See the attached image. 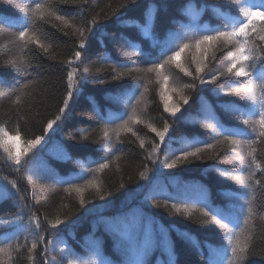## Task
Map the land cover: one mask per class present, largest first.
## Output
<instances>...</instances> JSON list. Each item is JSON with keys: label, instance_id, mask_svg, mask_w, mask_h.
Returning <instances> with one entry per match:
<instances>
[{"label": "trees", "instance_id": "trees-1", "mask_svg": "<svg viewBox=\"0 0 264 264\" xmlns=\"http://www.w3.org/2000/svg\"><path fill=\"white\" fill-rule=\"evenodd\" d=\"M54 5L71 19L73 27L66 28L54 19L51 23H55L57 28H52L51 24L43 25L53 44L51 55L55 59H48L39 50L26 57L32 61L30 71L34 75L39 74V84L32 90L35 99L30 110L25 113L26 120H19L15 109L9 104V93L16 80L22 77L18 76L14 67L2 66L5 59L17 54V50L4 42L11 39V33L18 27L15 21L22 16V10L33 6V0H0V78L4 80L0 84V123L10 133H14L19 123L22 139L42 135L46 122L59 113L66 94L65 81L69 70L66 61L72 58L81 39L76 29L84 28L87 36L86 47L79 49L82 56L77 62L85 81L82 83V92L74 96L58 127L54 126L55 134L49 132L45 141L29 153L26 159H30L31 163L20 173L13 171L6 154L0 149V181L4 176L15 179L29 205L25 213L30 215L35 211L40 217L45 242L50 241L48 264H69L70 259L72 264H76L74 258L66 255L65 245L79 257L87 259L89 246L94 240L102 242L108 258L119 261L121 256L115 250L116 238L110 232L109 225L125 220L135 221L142 237L146 235L149 238L154 248L147 257L149 264H168L170 249H174L177 264H207L209 248L226 245L222 230L214 224L204 223V218L198 213L192 219L175 213L171 204L184 202L185 206L194 208L200 196L208 193L215 205L239 207L242 201L231 193L246 190L236 181L221 176L220 170L239 169L240 165L237 161H231V152L219 151V147L203 153L202 160L190 158L187 162L178 163L173 169L163 168L162 164L166 157L173 158L175 151L185 148L186 141L212 140L211 130L200 119V110L205 101L226 127L247 129L243 118L226 112L223 105L231 101L246 108L249 102L238 96H226L223 92L217 96L212 91L220 88L226 80L242 81L246 77H223L215 84L200 85L199 81H193L173 68L172 71L183 83H195L197 87L195 91L184 89V94L190 97L189 103L182 104L176 117H171L163 111L159 97L160 85L155 75L151 74L145 115L159 129L163 128L165 120L169 122L165 142L160 144L159 137L144 125L134 126L145 140L144 148L139 146V141L131 133H122L121 138L125 142L118 145L122 149L118 153L119 171L116 163H113L103 173H96L100 192L95 187L86 188L83 192L84 206L80 205L76 192L69 194L63 191L67 185L60 181H79L81 175L92 178L93 174L84 173L83 167L111 155L101 149L102 140L97 142L99 130L105 120L114 119L127 109L124 103H117L110 97L130 91L129 86L137 83L138 75L133 72L122 79L112 80L114 73L111 66L146 67L148 60L156 54L153 41L144 37L133 21L143 24L150 11L155 16V38L163 39L173 31H183L189 25V9L200 11L199 22L202 25L222 28L223 14L239 15V5L229 0H88L87 4L78 5H65L54 0ZM93 19L96 20L93 34H88L87 29ZM141 52L144 55L139 54ZM223 55V52L216 53L218 58ZM186 56L190 60V53H185L180 57V62H184ZM220 63L219 59L213 61L210 68H219ZM97 68L101 70L97 72ZM190 70L194 72L195 66L190 65ZM101 80L104 82L101 83ZM178 100V96L173 93L169 103ZM139 107H144V104ZM9 112L10 116L4 115ZM85 136L88 139H84ZM153 143L160 144L154 154L155 163L147 159ZM216 151H219V155H216ZM209 156L212 158L209 159ZM142 171L146 172L147 177L143 180L139 175ZM29 173L35 174L31 185L27 182ZM222 190L224 194H221ZM100 194L105 195L104 200L99 199ZM166 202L167 207L164 206ZM257 203L262 206L257 208L258 213L264 211V190L258 193ZM20 209L18 198L0 201V219L15 218ZM27 215L23 225L28 224ZM57 216L65 223L57 229L48 228L44 218L51 220ZM257 224H260L259 220ZM16 232L20 233V244H24L25 236L29 240L33 238L22 228L0 226V242L5 235ZM189 235L191 239L187 238ZM257 237L254 245L256 254L250 256L245 264H264V227L258 229ZM193 240H198L199 247L194 246ZM41 250L42 246L37 248L34 264H43ZM28 255L25 249H21L19 254H14L12 264H33Z\"/></svg>", "mask_w": 264, "mask_h": 264}, {"label": "snow or ice", "instance_id": "snow-or-ice-1", "mask_svg": "<svg viewBox=\"0 0 264 264\" xmlns=\"http://www.w3.org/2000/svg\"><path fill=\"white\" fill-rule=\"evenodd\" d=\"M61 4H87L88 0H59ZM229 2L239 5V15L223 14L224 26L222 28H209L199 22L201 15L199 10L189 9L190 23L181 32L173 31L163 39H156L154 35L155 16L150 11L145 16L143 24L133 21L140 29L142 35L153 41V48L156 54L148 60L146 67L133 68L127 65L114 66L112 80L122 79L133 72L137 83L129 86L130 91L122 92L114 97H110L117 103H124L126 111L114 119L105 120L100 128V135L97 142L103 141L101 149L111 153L99 160L83 167L84 173H92V178L81 175L79 181H63L61 184L67 186L63 188L65 193L76 192L79 195V203L84 206L85 200L83 192L86 188L95 187L100 192V185L96 182V173H103L116 163L119 171L118 161L122 151L118 145L125 141L121 138L122 133H131L139 141L141 148L145 147V140L141 138L135 130V125H144L150 132L159 137L160 144L165 142V136L169 132L170 124L165 120L163 128L159 129L146 118L147 97L149 91L148 84L151 83V74L156 77V82L160 85L159 97L163 104V111L171 117H176L181 111L182 104L187 105L190 97L184 94V89L196 90L195 83H183L172 71L178 69L186 77H191L193 81H199L200 85H212L220 81L223 77H246L244 80L225 81L218 89H213L215 95L219 96L223 92L226 96H238L242 100L249 102L246 108H241L234 102L228 101L223 105L225 111L243 118V123L247 129L226 127L220 122L211 111L207 102L203 103L200 119L205 127L211 130L213 138L211 141L193 139L186 141V147L175 151L173 158L164 160L162 167L173 169L178 163L187 162L190 158L202 160L203 153L214 151L219 147V151L227 150L232 153L231 161H237L239 169L220 170V175L236 181L245 192L231 193L232 196L242 201L239 207L235 205H215L211 201L210 195L204 193L196 201V206L190 208L184 202H174L172 209L177 214H183L192 219L198 213L203 217L204 223H211L222 230L225 246L209 248L207 264H245L248 258L255 255L254 245L257 240V232L260 227H264V211L258 213V193L264 190V0H229ZM59 21L66 28L73 27L71 19L54 5V0H33V6L22 10V16L15 23L18 27L11 33V39L6 40V45H12L17 50V54L9 56L3 61V67H14L18 76L15 85L9 93V104L15 109L19 120H26V111L30 110L35 99L33 96L34 86L39 84L36 75L30 71L32 61L27 60L29 54H35L39 50L48 59H55L51 55L53 44L49 40V35L43 25L51 24L52 28H57L52 20ZM2 22V21H0ZM96 20L90 21L87 29L88 34H93ZM81 37L77 50L72 58L66 61L68 71L66 74V94L63 98L59 113L54 119H49L43 129L42 135L34 138L22 139L20 125L17 123L14 133H10L0 123V149L6 154L7 162L12 166L13 171L20 173L27 168L31 160L26 159L29 153L33 152L42 141L48 137L49 132L55 134L54 126L58 127V122L64 117L69 109V104L74 96L82 92V83L85 82L80 74L79 65L82 52L79 49L86 47V31L84 28H77ZM67 35V33H65ZM217 52H223L222 57H217ZM190 53V60L185 57L184 62H180L182 54ZM144 55V53H139ZM151 55V54H148ZM38 61V56L35 57ZM220 60V67L210 65L213 61ZM190 65L195 66V71L190 70ZM208 69V71H206ZM101 69L97 68L99 72ZM144 81V83H140ZM101 83L104 81L101 80ZM4 80L0 78V84ZM142 89V90H141ZM175 93L179 100L169 103L172 94ZM202 99V98H201ZM182 102V103H181ZM144 104V107H139ZM10 116L11 113H5ZM103 119V117H101ZM194 122H195V118ZM88 139L87 136L83 137ZM160 144L153 143L152 150L147 159L153 160L154 154L158 151ZM216 151V155H219ZM70 158V157H67ZM212 157L209 156V159ZM230 161V162H231ZM147 170V165H145ZM259 174V175H258ZM34 175L29 173L27 182L33 183ZM140 178L146 179V172H140ZM224 194L223 190L222 193ZM18 198L21 202L20 213L15 218L0 219V226H12L22 228L23 232L29 233L33 238L29 240L24 237V244L19 243V232L5 235L0 242V264H12L14 254H19L21 249L27 251L28 259L36 260L37 248L42 246L41 255L44 257L43 264H48L47 252L48 241L45 242V234L41 231V219L32 211L30 215L25 213L29 208L26 197L21 193V189L15 179H8L7 176L0 181V201ZM100 200L105 199V195H99ZM167 207V202L164 205ZM67 207V205H64ZM27 215L28 224L23 225ZM48 228L57 229L65 221L59 216L49 220L44 218ZM257 220L260 224H257ZM19 222V223H18ZM110 232L116 238L115 250L120 254L119 261L108 258L102 247L100 240H94L89 246L88 258L78 256L71 248L65 245L66 255L74 258L76 264H149L147 257L154 251L149 238L137 230L135 221L113 222L109 225ZM48 235H53L49 233ZM191 239L189 235L187 237ZM194 246L199 247L198 240H193ZM30 245V246H29ZM72 264V259L69 260ZM168 264H177L174 249L169 250Z\"/></svg>", "mask_w": 264, "mask_h": 264}]
</instances>
